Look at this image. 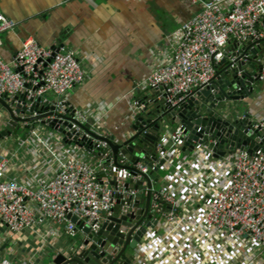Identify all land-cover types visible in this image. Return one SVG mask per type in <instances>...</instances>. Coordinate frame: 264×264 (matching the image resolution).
<instances>
[{
    "label": "built area",
    "instance_id": "2783aa9c",
    "mask_svg": "<svg viewBox=\"0 0 264 264\" xmlns=\"http://www.w3.org/2000/svg\"><path fill=\"white\" fill-rule=\"evenodd\" d=\"M192 1L201 8L173 33L172 57L148 78L157 101L169 110L198 100L194 93L211 84L217 67L232 53L226 54L229 44L264 39V0ZM14 27V21L0 14V33ZM261 63L260 80L264 79V58ZM84 79L75 52L66 46L55 51L28 39L10 62L0 52V98L13 109L23 104L20 99L29 102L28 111L38 100L42 106H53L60 118L55 123V117L49 116L28 123L32 133L44 122L58 132L66 129L64 142L85 147L96 158L89 162L70 155L59 163L52 179L39 180L33 186L0 178V222L12 232L31 228L40 221L29 208L31 203L41 218L75 237L78 228L71 216L97 234L117 214L120 221L126 217L122 221L127 224L120 225L118 234H123L122 229L134 230L133 237L146 228L133 252L132 264H264V112L257 122L261 136L252 154L228 148L215 157L210 144L218 141L211 134L190 139L186 123L180 122L167 139L157 138L155 161L145 142L134 162L119 156L115 163L107 143L92 138L76 124H87L80 114L71 117L75 121L69 122L71 127L64 125L62 117L68 116V108L63 98ZM48 94L56 100L49 101ZM144 108L136 103L133 111L139 113ZM41 114L33 112L29 117ZM149 127L143 126L144 134L157 132ZM90 131L94 133L91 127ZM200 131L199 127L196 133ZM76 134L79 137L74 140ZM187 143L193 149L183 152L174 165V153ZM161 160L165 161L158 172H164L168 183L157 187L152 181L149 189L150 174ZM9 162L0 156V176ZM178 176L185 180L180 187L170 182ZM0 264L11 263L3 260Z\"/></svg>",
    "mask_w": 264,
    "mask_h": 264
},
{
    "label": "crops",
    "instance_id": "0c3cea01",
    "mask_svg": "<svg viewBox=\"0 0 264 264\" xmlns=\"http://www.w3.org/2000/svg\"><path fill=\"white\" fill-rule=\"evenodd\" d=\"M200 8L192 0H0V14L15 23L12 31L0 33V52L10 62L28 39L46 48L57 47L60 41L73 50L85 79L63 98L68 117L80 114L94 133L121 145L135 133L136 103L149 109L157 100L148 78L172 57L173 33ZM233 48L229 44L226 54ZM223 67L220 64L216 73ZM253 88L246 109L250 119L259 122L264 112V79ZM46 98L56 100L53 94ZM40 113L46 115L44 110ZM154 120L149 117L146 126L153 128ZM27 124L12 127L0 107V156L10 159L2 180L33 186L52 179L59 163L70 155L96 161L92 151L64 142V135L47 123H39L34 134ZM175 127L163 124L155 137L167 139ZM183 155L181 148L176 150L173 164ZM135 157L136 152L132 160ZM159 172L156 184L168 183L164 172ZM170 182L180 187L185 180L178 176ZM29 208L40 218L31 228L12 232L0 222V262L49 264L57 255L72 253V247L84 239L79 229L75 237H69L63 228L41 218L34 204L29 203Z\"/></svg>",
    "mask_w": 264,
    "mask_h": 264
},
{
    "label": "water",
    "instance_id": "95a60500",
    "mask_svg": "<svg viewBox=\"0 0 264 264\" xmlns=\"http://www.w3.org/2000/svg\"><path fill=\"white\" fill-rule=\"evenodd\" d=\"M62 46L64 45L59 41V45L52 49L58 51V48ZM233 46L232 53L221 63L224 65L223 69L216 73L211 84L194 93L198 100H190L189 104L183 108L173 110L167 109L163 102L154 100L152 107L145 108L135 115L136 122L133 127L135 133L121 145L112 137H102L91 132L89 124L77 122L76 124L92 138L107 143L115 163H117L119 156H124L130 163L134 162L131 156L138 149H141L145 142L148 143V153L153 156V161H155L156 155L153 146L158 139L154 135L162 132L163 124H178L180 122L186 123V133L190 139L195 138V136L202 138L204 135L211 134V138L218 141L216 145L210 144L216 152L215 157L222 156L223 149L228 148L230 150L246 149L248 153L252 154L256 150L255 143L261 134L256 128L258 123L250 119L244 106L247 104V100L253 96V86L259 82L262 74L261 60L264 58V39L248 42L244 45L233 43ZM248 67L251 68V72L247 69ZM20 100L23 104L13 109L3 98H0V107L6 111L10 125L16 129L21 123H30L46 116L55 117L53 123L60 118V115L55 113L53 106H42L39 104L40 100L29 111L27 109L29 102L26 104L24 99ZM222 104H227V106L222 108ZM195 106L197 107L194 110ZM42 110L47 111V115H40L38 118L29 117L33 112H41ZM149 117L155 118L156 125L153 127L157 129L156 134L154 132L152 134L143 133L145 131L143 126L149 125ZM62 118L64 125L68 127H71L69 122H75L66 115ZM26 126L28 128V125ZM199 127L201 131L196 133ZM147 129L150 127L147 126ZM64 131L62 130L60 133H65ZM78 137L79 134H76L74 140ZM192 149L193 147L189 146L188 143L182 147V151L186 154L190 153ZM164 161L161 160L151 172L148 182L149 189L152 187V181L157 183L155 173L161 169ZM149 165L150 167L153 166L152 163ZM111 184H114V179ZM149 204L150 197L148 196L145 201L146 214L149 210ZM149 218L152 217L149 215ZM70 219L86 237L74 248L72 253L57 255L49 264H132L133 255H129L127 250L134 252L146 232V228H144L131 237L134 230L122 229L123 234H118L120 225L127 224L126 221H122L126 220V217L120 221L117 219V214L111 218L112 223L104 224L102 230L97 234L90 233L89 228L83 227V224L78 222L76 217L71 216ZM151 226L153 227V225Z\"/></svg>",
    "mask_w": 264,
    "mask_h": 264
},
{
    "label": "rangeland",
    "instance_id": "374dc122",
    "mask_svg": "<svg viewBox=\"0 0 264 264\" xmlns=\"http://www.w3.org/2000/svg\"><path fill=\"white\" fill-rule=\"evenodd\" d=\"M247 103H248V102H247ZM226 106H227V104H222L221 107H222V108H225ZM244 108H246V105L244 106ZM162 174H163L162 172H159V173H158V175H160V176H162ZM156 186L158 187L159 185H156ZM130 254L133 255V252L131 251Z\"/></svg>",
    "mask_w": 264,
    "mask_h": 264
},
{
    "label": "flooded vegetation",
    "instance_id": "af4514ba",
    "mask_svg": "<svg viewBox=\"0 0 264 264\" xmlns=\"http://www.w3.org/2000/svg\"><path fill=\"white\" fill-rule=\"evenodd\" d=\"M127 253H129V255H131V254H130V253H131V251L127 250Z\"/></svg>",
    "mask_w": 264,
    "mask_h": 264
}]
</instances>
